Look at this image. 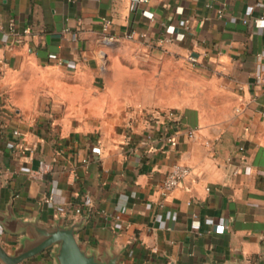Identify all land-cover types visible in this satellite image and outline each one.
I'll return each mask as SVG.
<instances>
[{"label": "crops", "instance_id": "obj_1", "mask_svg": "<svg viewBox=\"0 0 264 264\" xmlns=\"http://www.w3.org/2000/svg\"><path fill=\"white\" fill-rule=\"evenodd\" d=\"M258 17L264 0H0L2 247L80 223L82 249L118 264H264ZM173 164L190 174L162 195Z\"/></svg>", "mask_w": 264, "mask_h": 264}, {"label": "water", "instance_id": "obj_2", "mask_svg": "<svg viewBox=\"0 0 264 264\" xmlns=\"http://www.w3.org/2000/svg\"><path fill=\"white\" fill-rule=\"evenodd\" d=\"M26 226L30 238L25 239L20 248L8 253L0 244V264H21L47 250L51 251L55 264H118L116 255L96 257L82 249L75 236L80 223L43 226L33 222Z\"/></svg>", "mask_w": 264, "mask_h": 264}, {"label": "built area", "instance_id": "obj_3", "mask_svg": "<svg viewBox=\"0 0 264 264\" xmlns=\"http://www.w3.org/2000/svg\"><path fill=\"white\" fill-rule=\"evenodd\" d=\"M148 2V0H128V7L129 10H134L138 5L141 4H146ZM264 20L263 17H258V18H254L252 20H243L242 23L243 24H248V23H252L254 25H257L259 23H261ZM110 25V22L108 20H102V32H106L108 27ZM64 34H68L69 31L68 29H64L63 30ZM70 37L72 40L76 39L75 34H70ZM133 37V32L130 33H126L124 35V38L131 40ZM141 38H145L144 34L140 35ZM114 40L113 37L111 36H105L104 37V41L105 43H110ZM168 41V40H166ZM50 58H55V56H50ZM190 61H194L193 58H189ZM252 82L254 86L257 87H261L264 86V73L262 74H256L252 77ZM141 116L144 118H149L152 117L154 114L157 116H161V117H165L168 120L173 119V112L171 111H165V112H147V111H141ZM14 135H18L17 132H14ZM188 137H192L193 136V132L189 131L187 133ZM152 140V136L149 134H146L144 136V139L142 140V143H148ZM164 141L166 142V144H168L171 147H174L176 145V142L174 140V138L171 137H165ZM141 142V141H140ZM93 153L95 154H99V149L98 148H93ZM48 166L41 164L40 166V170H38V174L42 175L45 172L48 171ZM190 174V170L188 167L186 166H182V165H178V164H173L172 166H170L167 174L165 175V177L163 178V180L161 181L160 184V188H161V192L162 195H166L168 194L170 191H172L173 189H175L185 178H187V176ZM53 196L52 194H49L48 196H45L42 199V202L44 203H49L50 201H52ZM80 210L79 209H75V214H79Z\"/></svg>", "mask_w": 264, "mask_h": 264}]
</instances>
